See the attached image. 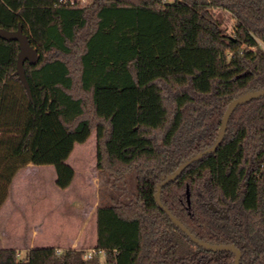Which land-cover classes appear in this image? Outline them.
Returning <instances> with one entry per match:
<instances>
[{
	"label": "trees",
	"instance_id": "1",
	"mask_svg": "<svg viewBox=\"0 0 264 264\" xmlns=\"http://www.w3.org/2000/svg\"><path fill=\"white\" fill-rule=\"evenodd\" d=\"M213 9L231 13L233 33ZM19 25L39 57L25 64L30 98L15 73L19 43L0 37V208L28 164L54 165L68 188L67 160L94 130L98 169L114 184L135 169L137 189L99 205L92 258L0 249V264H235L234 251L196 243L156 194L216 143L235 99L264 89V0H0V27ZM161 200L197 238L236 245L240 264H264V96L235 109L217 150Z\"/></svg>",
	"mask_w": 264,
	"mask_h": 264
},
{
	"label": "rangeland",
	"instance_id": "2",
	"mask_svg": "<svg viewBox=\"0 0 264 264\" xmlns=\"http://www.w3.org/2000/svg\"><path fill=\"white\" fill-rule=\"evenodd\" d=\"M79 1L84 3L86 0ZM213 12L215 16L221 20L222 27L226 30V32L233 33L235 28V20L231 13L224 9H213ZM67 163L72 164L78 171L72 186H69L65 190L58 187V190L62 191L59 192L58 195L54 193V190H49L48 197L50 199L46 197V199L50 200V203L47 200L48 206H45L44 210L38 206V213L41 211L46 212V214H38V216L32 215L30 216L31 218L25 219V223L19 225L20 234L22 235V240L25 242V244L33 240V234L35 230L34 228L37 229L36 233H39V235L37 237L35 236L34 238L38 246L48 244L46 239L56 240L58 236L68 232L67 228L69 229V233L66 235L75 234V232L78 231L80 227V219L82 220L88 217L89 224L90 222H94L96 218V207L101 204L109 203L111 199L115 197H121L124 200H130L137 189V174L135 169H132L128 173L126 179L122 183L118 184H114V180L110 177V175H108L106 171L98 169L97 133L95 130L85 142L76 143L72 154L67 160ZM49 166L52 167L50 169H53L54 173H56L55 166ZM23 176L24 175L20 173L18 178L14 180L13 184H11L10 195L12 198H18V200H22L24 197L28 198L26 200V204H28L27 201L36 200V194L32 190L31 185L30 188H28V185L25 186V182H22L21 178H24ZM25 178V180H27L29 183L31 182V178ZM79 192L81 194H79ZM62 193H68V195L65 196L66 198L69 197L68 199L76 197L77 200L75 203L78 206H84L85 202L87 201L91 203V205H88L86 212L82 213L68 209L66 207L67 205L64 206V203L62 202V199H64V197L60 195ZM40 198L41 193H38V199ZM83 198L85 199L83 200ZM24 203L22 205H24ZM52 204H55V207L52 206ZM29 207L30 206H26L23 209H27V211L30 213L31 208ZM57 244H60V241H58ZM21 248L22 251H18L20 252L19 257L26 258L29 249L27 247ZM62 251L64 252L65 250ZM101 261H104V255L101 256Z\"/></svg>",
	"mask_w": 264,
	"mask_h": 264
},
{
	"label": "crops",
	"instance_id": "3",
	"mask_svg": "<svg viewBox=\"0 0 264 264\" xmlns=\"http://www.w3.org/2000/svg\"><path fill=\"white\" fill-rule=\"evenodd\" d=\"M70 164V163H69ZM73 168L74 166L70 164ZM49 165H36V164H28L18 170L17 174L15 175L13 182L15 179L18 178L19 174H23L24 178L22 179V182H25V186L30 188V185L32 187V190L36 194V200L34 201H27L28 204H26V200L28 198H23L22 200H18L16 197H11L10 191L9 196L4 202V204L0 208V249H16L17 251H22L21 247H27L28 249L35 248V247H56L62 250H66L69 248L72 249H83V250H89L93 249L97 245V211L98 207H96V218L94 222H90L89 224V218L86 217L84 219H80V227L78 231L75 232V234H69V229L67 228L68 232H66L63 235L58 236L56 240L53 239H46L48 241V244H44L41 246H38L37 242L35 241V236L37 237L39 233L37 232V229L34 228V234H33V240H31L29 243H26L22 240V235L20 234V228L19 225L22 223H25V219L31 218L30 216H34L40 214L45 215L46 212H39L38 213V206L45 209V206H48L47 200L50 199L48 197L49 190H54L55 194H59V192H62L58 190L57 185V172L54 173L53 169H50ZM75 170V176L78 173V171ZM31 178V182L29 183L26 178ZM75 178V177H74ZM74 181V180H73ZM12 182V184H13ZM73 184V182H72ZM72 184L70 186H72ZM60 188V187H59ZM27 189V188H26ZM66 189V188H65ZM64 189V190H65ZM64 192V191H63ZM38 193H41V198L38 199ZM79 194H81L79 192ZM78 194V196H79ZM64 197L62 199V202L64 203V206L68 209L74 210L76 212H86V208L88 205H91L88 201L85 202L84 206H78L75 201L77 200L76 197H73L71 199L66 198L65 196L68 195V193H62L60 194ZM48 197V199H46ZM12 199V200H11ZM85 198H83L84 200ZM25 201V203H24ZM50 203V200H48ZM32 202V203H30ZM24 203V205H22ZM26 206H30V213L27 211V209H23ZM52 206L55 207V204H52ZM22 207V208H21ZM20 210V211H18ZM36 210V212H35ZM24 212V213H23ZM70 225V224H67ZM90 225V226H89ZM65 232V231H64ZM63 232V233H64ZM36 234V235H35ZM61 239V240H59ZM45 240V241H46ZM53 241V242H51ZM58 241H60V244H57ZM53 243V244H52Z\"/></svg>",
	"mask_w": 264,
	"mask_h": 264
},
{
	"label": "water",
	"instance_id": "4",
	"mask_svg": "<svg viewBox=\"0 0 264 264\" xmlns=\"http://www.w3.org/2000/svg\"><path fill=\"white\" fill-rule=\"evenodd\" d=\"M0 37L5 39V40H8V41H18L20 50L18 53L17 69H16L15 73L18 75L19 79L24 84L30 98H32L33 97L32 96V89H31L30 82H29L28 77H27L25 64L27 61H29L31 64H34L37 62L38 57H39V51H38L37 47L32 43L30 36L24 32L22 25H19V28L16 30H8L6 28L0 27ZM263 96H264V89H261V90L245 93V94L241 95L240 97H238L237 99H235L230 104V106L228 107V109L224 115L222 126H221L219 136H218L216 143L213 146L199 152L198 154H196L192 158L185 161L173 174L167 176L159 184L158 191L156 194L157 201H158V204L160 205V207L163 208L170 215L172 220L179 227H181L183 229V231L186 232L196 243L202 245L204 248L209 249V250H214V251L231 250V251H234L236 253L235 264H240V261L242 259V251L236 245H234V244H213V243L203 241V240L197 238L184 225V223L177 216H175L166 206H164V204L161 200V191L166 184H168L170 181L176 179L190 164H192L193 162L203 158L205 155L213 153L214 151L217 150V148L219 147V145L222 143V141L224 139V136H225V133H226V130L228 127L229 119H230L231 115L233 114V112L235 111V109L239 105L247 103L253 99L261 98ZM187 192H188V202L190 203L191 199H190L189 188H188ZM210 208L213 212L222 213V210L219 209L214 203L210 204Z\"/></svg>",
	"mask_w": 264,
	"mask_h": 264
},
{
	"label": "built area",
	"instance_id": "5",
	"mask_svg": "<svg viewBox=\"0 0 264 264\" xmlns=\"http://www.w3.org/2000/svg\"><path fill=\"white\" fill-rule=\"evenodd\" d=\"M56 250H57L58 254H62L63 253V251L61 249H56ZM96 251L97 250L95 248L89 249V250H85V253H84V256H83L84 259L92 258L95 255ZM18 255L20 256V252H18Z\"/></svg>",
	"mask_w": 264,
	"mask_h": 264
}]
</instances>
